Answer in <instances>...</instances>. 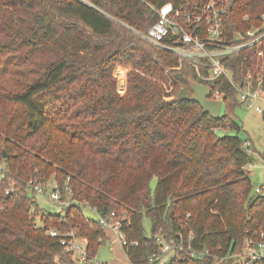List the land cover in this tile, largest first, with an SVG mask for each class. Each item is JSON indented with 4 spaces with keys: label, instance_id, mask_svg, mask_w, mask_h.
<instances>
[{
    "label": "trees",
    "instance_id": "16d2710c",
    "mask_svg": "<svg viewBox=\"0 0 264 264\" xmlns=\"http://www.w3.org/2000/svg\"><path fill=\"white\" fill-rule=\"evenodd\" d=\"M88 1L0 0V160L8 169L0 179V264H74L50 229L74 230L97 257L106 230L85 218L81 202L104 215L127 214V240L139 243L124 247L130 264H151L158 239L181 241L180 233L185 245L212 256L182 252L170 264H214L240 252L264 220V197L253 194L248 140L230 132L239 130L237 93L224 88L226 111L218 118L180 100L198 80L190 70L172 71L178 57L141 36L158 8L190 0ZM263 12L264 0H234L226 33L259 25ZM260 49L264 40L237 54L234 67H247L246 55L264 62ZM120 67L131 68L124 94ZM51 176L80 202L65 215L40 208L27 189L28 181Z\"/></svg>",
    "mask_w": 264,
    "mask_h": 264
},
{
    "label": "built area",
    "instance_id": "2783aa9c",
    "mask_svg": "<svg viewBox=\"0 0 264 264\" xmlns=\"http://www.w3.org/2000/svg\"><path fill=\"white\" fill-rule=\"evenodd\" d=\"M77 1L90 4L88 0ZM233 3L234 0H190L178 6L168 2L157 9L158 20L147 33H141V36L154 46L175 54L178 57V64L170 69L176 72L190 70L199 83L211 89V99L220 101L221 106L227 95L224 88L230 86L237 93L241 104L253 108L264 118V62L254 64L249 60L250 56L246 55L241 66L246 63L247 67L242 66L238 71L234 67L237 62L233 60L237 54L264 40V12L260 16L259 25L237 30L230 37L225 27L226 18ZM249 19V15L244 17V21H249ZM257 56L262 58L264 51L260 49ZM217 81L220 85L216 84ZM210 85H213V88ZM165 87L168 91L172 89L170 84ZM244 146L249 147L250 143L247 141ZM249 167L250 164L247 168ZM7 172V166L0 160V179L5 178ZM47 182L32 179L26 185L28 191L31 190L35 194H46L44 184ZM49 189V200L57 206V212L62 215H65L74 204L80 203L74 199L73 191L68 186L63 188L54 181ZM11 192H13L12 186L7 194ZM255 194L264 197V185L257 187ZM79 206L87 220L92 218L85 214V207L89 206L96 212L99 216L97 219L99 224L106 232H113L123 247L139 244L136 240H127L123 227L126 223H130V219L126 213L111 212L109 215H104L87 202H81ZM187 216L190 215L187 214ZM49 233L52 237L61 238L74 264L95 262L96 257L92 258L88 254V240L77 237L74 230L61 233L56 229H50ZM178 237L181 241L159 238L161 250L150 257V263L170 264L171 258L180 257L182 252L196 260L212 256L210 249L196 248L191 243L185 245L183 235L180 233ZM193 238L190 234L189 242ZM230 256L242 257L245 264H264V220L260 228L247 232L242 250ZM224 258H216L214 264H219L218 260L221 261Z\"/></svg>",
    "mask_w": 264,
    "mask_h": 264
},
{
    "label": "rangeland",
    "instance_id": "374dc122",
    "mask_svg": "<svg viewBox=\"0 0 264 264\" xmlns=\"http://www.w3.org/2000/svg\"><path fill=\"white\" fill-rule=\"evenodd\" d=\"M126 70V87L122 91L120 86V81L122 78L123 71ZM131 70L129 67H120L115 71V76L117 78L118 89L120 93L124 94L127 90V79L128 73ZM226 111V105L223 104L221 107V112ZM233 117L237 123L239 130L234 129L230 132L232 134L238 135L242 139H247L252 148V153L254 160L247 168V172L253 183V194L255 189L264 185V118L255 112L253 108L244 106L243 104L237 106L233 110ZM223 133V131L221 132ZM48 182L44 184L46 188V194H35L31 190L29 193L34 196L35 201L45 211L57 212L58 208L49 200V186L54 184V176H51ZM157 183V179H153L151 186L154 190ZM85 214L94 219H98V214L94 212L89 206L84 209ZM39 226H42L40 219H37ZM144 227L147 235L151 234L152 222L149 217H144ZM219 264H245V260L242 257H231L227 256L221 261L218 260ZM237 262V263H236ZM92 264H130L125 248L119 242L117 237L109 231L107 233V238L105 242L99 247L97 251V257L95 262Z\"/></svg>",
    "mask_w": 264,
    "mask_h": 264
},
{
    "label": "water",
    "instance_id": "95a60500",
    "mask_svg": "<svg viewBox=\"0 0 264 264\" xmlns=\"http://www.w3.org/2000/svg\"><path fill=\"white\" fill-rule=\"evenodd\" d=\"M179 78L184 80L183 75H179ZM211 89L199 82L192 81V87L183 88L180 92V100H191L200 104L204 113L210 114L213 118H218L221 113V102L211 99ZM7 152L3 151V158L7 159Z\"/></svg>",
    "mask_w": 264,
    "mask_h": 264
},
{
    "label": "crops",
    "instance_id": "0c3cea01",
    "mask_svg": "<svg viewBox=\"0 0 264 264\" xmlns=\"http://www.w3.org/2000/svg\"><path fill=\"white\" fill-rule=\"evenodd\" d=\"M109 232V231H108ZM108 232H106V234L108 233ZM113 233V232H112ZM114 234V233H113ZM115 235V234H114Z\"/></svg>",
    "mask_w": 264,
    "mask_h": 264
}]
</instances>
